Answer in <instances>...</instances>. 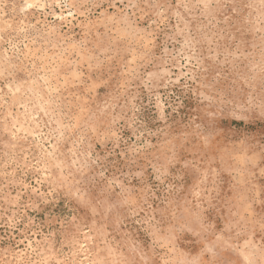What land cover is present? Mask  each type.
I'll list each match as a JSON object with an SVG mask.
<instances>
[{"label": "rangeland", "instance_id": "rangeland-1", "mask_svg": "<svg viewBox=\"0 0 264 264\" xmlns=\"http://www.w3.org/2000/svg\"><path fill=\"white\" fill-rule=\"evenodd\" d=\"M0 264H264V0H0Z\"/></svg>", "mask_w": 264, "mask_h": 264}]
</instances>
